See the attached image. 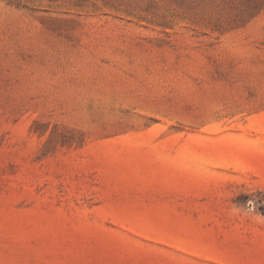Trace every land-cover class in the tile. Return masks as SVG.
Listing matches in <instances>:
<instances>
[{
  "label": "rangeland",
  "instance_id": "1",
  "mask_svg": "<svg viewBox=\"0 0 264 264\" xmlns=\"http://www.w3.org/2000/svg\"><path fill=\"white\" fill-rule=\"evenodd\" d=\"M0 264H264V0H0Z\"/></svg>",
  "mask_w": 264,
  "mask_h": 264
},
{
  "label": "clouds",
  "instance_id": "2",
  "mask_svg": "<svg viewBox=\"0 0 264 264\" xmlns=\"http://www.w3.org/2000/svg\"><path fill=\"white\" fill-rule=\"evenodd\" d=\"M249 204H252V202H251V201H249Z\"/></svg>",
  "mask_w": 264,
  "mask_h": 264
}]
</instances>
